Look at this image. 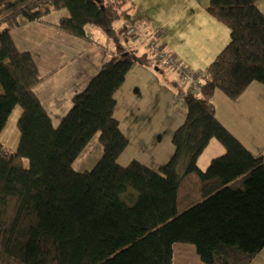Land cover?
I'll use <instances>...</instances> for the list:
<instances>
[{"label":"trees","instance_id":"16d2710c","mask_svg":"<svg viewBox=\"0 0 264 264\" xmlns=\"http://www.w3.org/2000/svg\"><path fill=\"white\" fill-rule=\"evenodd\" d=\"M208 1V11L229 27V41L204 70L187 67L203 73L192 89L165 66L182 83L176 97L185 92V116L173 131L169 160L152 168L137 159L117 162L128 138L114 116L126 74L154 55L147 45L105 61L55 126L35 93L38 67L10 33L65 8L56 27L83 37L87 24L107 29L129 21L130 0H0V134L20 108L16 144L0 140V264H172L176 242L193 244L206 264H251L264 246V192L246 183L253 170L264 183V152L254 155L227 129L213 96L220 90L235 99L251 82L264 84V13L256 0ZM96 134L101 157L90 170H74ZM214 138L224 151L201 170L197 158ZM184 157V185L193 175L198 186L192 205L179 211ZM226 188L235 197L205 217L202 209L209 212L205 206Z\"/></svg>","mask_w":264,"mask_h":264},{"label":"crops","instance_id":"0c3cea01","mask_svg":"<svg viewBox=\"0 0 264 264\" xmlns=\"http://www.w3.org/2000/svg\"><path fill=\"white\" fill-rule=\"evenodd\" d=\"M149 1L152 2V0ZM135 2L136 0H130L132 7H134ZM163 2H167V5L165 4L166 10L156 22H160V27L163 28L160 40L164 49L176 55L186 67L192 70H204L229 41V27L208 11V0H163ZM255 3L264 13V0H256ZM147 12L144 8L137 6L134 11L130 10L129 21L140 24L147 31L159 28L150 29V24L155 23V19L151 13L147 14ZM67 14L65 8L53 10L40 19L24 22L10 30L17 49L22 52H29L38 67L42 79L35 86V93L55 126L59 124L72 106L73 97L86 88L102 64L109 60L112 55L119 54L132 45L124 33L123 27L127 21L123 19L114 21L107 29L87 24L85 25V35L79 37L56 27L58 20ZM151 58L154 59L153 56ZM154 61L152 60V62ZM154 64L160 66L155 62ZM145 67H147L146 64L134 63L130 70L138 75L146 71L145 69L148 67ZM172 71L179 80L176 71L174 69ZM123 86L124 82L115 92L116 106L119 96L128 98V109L138 121L139 113L142 112L143 115V110L141 106L135 104L136 101L132 102L126 90L122 89ZM163 86H167L168 91H170L169 96H176L181 89V86L175 87L168 80L163 83ZM218 91L220 90H216L213 96L217 118L254 155L262 154L264 152V101L254 103L251 100L254 97L264 98V85L253 81L235 99H229L221 91ZM138 92L140 94L141 89L136 88L134 94H138ZM218 102H222V108H228L225 115H219L221 107ZM116 106L114 116L116 115ZM177 106L174 108L180 110L178 109L180 107ZM182 107L183 110H180L178 114H183L184 119L185 109L183 105ZM19 113L18 110L16 115ZM11 115L12 113L10 117ZM17 118L14 116L13 119L17 120ZM180 120L176 119L170 128L166 129H170L172 132ZM118 121L121 129V120L118 119ZM10 133L16 136L15 142H12L13 136L10 137ZM17 139L16 128L13 124L10 127V122L9 124L7 122L0 134L1 142L8 147H13ZM209 145L214 149L215 153L213 154H222L224 151L222 146H218L212 140ZM183 160L186 162L187 157H184ZM178 167H182V165L179 164ZM178 169L181 173L179 175L183 176L184 173L182 174L181 168ZM246 184L249 191L264 192V183L255 170L251 172V178ZM216 195L224 198L222 200L225 203L233 199L236 193L226 188L220 190ZM202 212L205 217L209 216L208 210L204 212L202 209ZM172 264L206 263L200 259L193 244L176 242L173 245ZM251 264H264V246L255 255Z\"/></svg>","mask_w":264,"mask_h":264},{"label":"rangeland","instance_id":"374dc122","mask_svg":"<svg viewBox=\"0 0 264 264\" xmlns=\"http://www.w3.org/2000/svg\"><path fill=\"white\" fill-rule=\"evenodd\" d=\"M165 4L167 5V2H163V0H152L151 3L149 0H136L131 11H134L138 6L148 11L147 14L151 13L155 19V23L150 24V29H154L155 27L157 28L161 26V23L156 21H158L162 17V13L165 12ZM152 60L153 59L150 57L148 63L146 64L148 68L145 67L147 68L145 69L146 71H143L141 74L137 75L132 73V70L128 71L124 81V86L122 87V89L126 90L132 102L136 101L135 104H137V106H141L143 110V115L142 112L139 113L140 115L138 121H136L135 115H131L128 109V98L118 97V105L116 106L115 116L117 119L121 120L122 132L125 133L128 138L127 146L119 156V159H117V162L122 165L128 164L132 159H137L152 168H156L157 166L166 163L174 150L171 140L173 131L182 123L183 120V114H178L180 110H183L182 104L179 106L174 104L175 96H169L170 91H168L167 86H163V83H166L167 80L172 82L175 87L182 86V83L177 80L171 68L164 67L162 65L158 67L154 64V62H152ZM156 67L158 68L156 69ZM255 82L260 83L258 81ZM136 88L141 89L140 94L139 92L138 94H134ZM251 101L258 103L264 101V98L254 97ZM218 104L221 107L219 115H225L228 108H222V102H218ZM174 106L180 107L178 108L180 110H176ZM18 110L20 111L19 106L14 109L8 121V124L10 122V127L13 124L16 130H18L16 126V119L13 118L14 116H19V114L16 115ZM169 111L171 112L170 115ZM176 119H181L176 128H174L172 132L170 129L167 130L166 128H170ZM10 137H12V142H15L16 136L10 133ZM212 142L218 146H222L215 138L212 139ZM221 148H223V146ZM213 153H215L214 149H212V147L208 144L197 158L196 164L198 168L204 170L212 158L221 155ZM101 155L102 145L100 144L98 135L96 134L90 139L81 153L72 162V168L76 171L90 170L99 160ZM180 164L182 167L178 168H181L183 174L185 173L187 167V160L186 162L183 160ZM177 171L181 174L179 169H177ZM183 177L184 175L181 177L179 187V211H182L192 205L189 196L193 193V191L197 193L196 186H198L197 178L193 175L187 178L185 182L186 185H184ZM221 199V197H217L208 205L209 217H213V214L215 215L217 211H219L220 207L224 203Z\"/></svg>","mask_w":264,"mask_h":264},{"label":"built area","instance_id":"2783aa9c","mask_svg":"<svg viewBox=\"0 0 264 264\" xmlns=\"http://www.w3.org/2000/svg\"><path fill=\"white\" fill-rule=\"evenodd\" d=\"M124 33L132 43V45H130V49L140 45H147V47L154 53L153 57L155 63L160 66H170L175 68L181 81L186 84L188 89H192L194 84H198V79H200L203 75L202 72H193L189 70L181 61L176 59L175 55L166 53L163 50V46L160 41L163 34L162 28L147 31L140 24L127 21L124 25ZM184 93L185 92L178 97H175L176 100L174 99V104L180 103V97H182Z\"/></svg>","mask_w":264,"mask_h":264},{"label":"bare ground","instance_id":"6f19581e","mask_svg":"<svg viewBox=\"0 0 264 264\" xmlns=\"http://www.w3.org/2000/svg\"><path fill=\"white\" fill-rule=\"evenodd\" d=\"M176 97V96H175Z\"/></svg>","mask_w":264,"mask_h":264}]
</instances>
